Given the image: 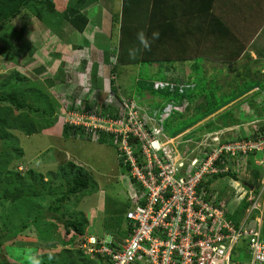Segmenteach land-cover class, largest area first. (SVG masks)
<instances>
[{
  "label": "trees",
  "instance_id": "obj_1",
  "mask_svg": "<svg viewBox=\"0 0 264 264\" xmlns=\"http://www.w3.org/2000/svg\"><path fill=\"white\" fill-rule=\"evenodd\" d=\"M97 1L0 0V41L3 42V45H0V56L7 54L8 45L12 41L9 37L13 32L17 31L15 35L17 40H23L26 27L21 22L27 12L34 14L54 33H59L64 25H69L77 32L83 33L90 23L88 9L97 4ZM122 1V12L120 16L114 14L113 24L120 25V42L116 47L117 51L112 50L111 53L108 52V55L105 54L106 69L104 67V76H101L103 80H109L111 84L113 103L103 104L102 111L93 110L88 98L83 100L82 105L73 99L75 96H70L72 102L66 104L70 112L85 115L97 114L106 118L100 123L108 126L111 124L112 128H86L81 124L67 122L64 124L63 134L66 137L80 135L90 140H97L102 144L113 145L119 158L118 162L125 170L124 179L128 178L134 188L142 192L144 186L133 175L132 160L129 158L126 146L132 150L133 156L137 158L138 164L145 171L144 166L147 161L143 154L144 142L134 131L123 130L124 126L129 123V112L137 110V106L132 108L133 101L136 103V100H139L135 95L144 97L151 94L158 98L151 102L150 109L143 120L147 121L148 132L153 134L156 128L163 127L162 132L170 137L185 132L243 96L257 82L254 79L244 80L247 77L245 74L243 78L245 82L226 91L224 85L217 82V74L211 80L200 73L193 79V72L183 76L177 73L175 63L188 59H186L187 54H180L187 51V45L183 44L186 36L188 38L186 44L193 41V43L197 42L198 47H202V45L214 42L213 48L209 50L212 56L223 61L236 60L246 48L242 40L244 33L247 34L245 37L248 38L250 35L249 38H251L264 30V0ZM61 2H65V6L59 8L58 4ZM140 31H144L149 38L150 50L143 49L139 44L137 33ZM153 32H159V39L152 41ZM131 48L140 49L135 59L129 56ZM33 52L34 48H30V53ZM204 58L205 56H198L194 65L198 66L200 59ZM128 63L156 68L155 71L151 70L152 79L151 77L148 79L137 77L138 89L135 95L126 92L125 85L120 84L119 87L116 85L117 78L121 75L120 65ZM95 69L97 70L96 66ZM93 76L95 78L94 87L101 86L102 80L95 70ZM30 79L24 72L15 68L0 80V139H9L11 142L10 147L5 146V149H0V202L2 205L6 201L12 203L10 217L5 220L7 226L8 223L11 224L10 231L4 233L0 227V252L2 246L13 237L27 236L38 242L36 258L40 264H81L86 261L95 264V258L100 259L101 264H111L110 255L95 250L100 249L104 241L107 242L106 244H111L108 242L112 241V246L114 245L112 248H114L115 244L127 235V231L133 224L127 217V213L135 207L131 195L124 207L125 213L117 217L116 221L113 217L121 213V208L120 213H115L119 211L113 209L114 216L110 217L111 223H107L104 228V233L106 231L111 233L108 234L109 239L107 235L100 238L97 233H93L95 237L97 236L96 238L94 237L91 242L88 239L83 241L81 238L90 234L89 220L83 212H69L68 214L65 205L71 196H76L79 200L96 191L97 183L93 181L91 172L72 160L61 164L57 171L50 170L47 175L31 167L22 171L17 165L11 164L13 158L20 159L24 156V149L19 146L13 130L32 135L53 127L58 121L62 107V103L49 93L45 86L36 85ZM261 85L264 90V83ZM123 92L130 96H123ZM197 98L202 99L196 101ZM256 105L253 101L249 102L252 109ZM161 106H166V110L162 115H158V108ZM241 106L238 102L237 108ZM234 108H227L213 118H209L203 125L190 131L185 139L194 137L199 140L201 135L198 132L220 131L226 126L244 124L245 122L240 120ZM172 115L175 117L169 120ZM260 115H262L261 112ZM111 121L116 122L112 124ZM117 121L122 123H117ZM254 131L250 133L242 131L241 135L246 138L258 137V134L264 131V121ZM162 136L164 135H160ZM229 139L230 137H224L222 142H228ZM248 162L253 174L251 184L258 188L261 186L264 169L255 163L253 156ZM216 163L224 165L225 162L216 161ZM211 176L208 175V179L204 180L198 188L205 187L209 190L212 181L218 178L231 177L239 180L238 173L232 170ZM58 178L65 179L67 186L61 193L55 183ZM47 196L49 200L46 207L44 201L48 199ZM251 202H248L246 198L243 199L234 213H229L228 217L238 222ZM257 213L258 211L255 210L252 218ZM261 232V240L264 241V221ZM42 243L52 248L47 250L46 245ZM88 246L95 250L91 252ZM242 249L243 246H239L237 252ZM249 257L245 255V258Z\"/></svg>",
  "mask_w": 264,
  "mask_h": 264
},
{
  "label": "rangeland",
  "instance_id": "obj_2",
  "mask_svg": "<svg viewBox=\"0 0 264 264\" xmlns=\"http://www.w3.org/2000/svg\"><path fill=\"white\" fill-rule=\"evenodd\" d=\"M58 6L59 8L64 7L65 2H61ZM122 6V0H98L97 4L88 9L90 23L83 33L77 32L69 25H64L59 33H54L41 23L34 14L27 12V14H24L21 22L26 27L23 33V40H17L15 37L17 31L13 32L9 37V40L12 41L8 45L7 54L0 56V80L1 77L17 68L31 78L30 80L34 84L45 86L47 91L62 103L58 121L53 127L32 135L13 130V135L17 138L19 146L24 149V156L20 159L13 158L11 164L13 166L17 165L22 171H26L31 167L47 175L50 170L57 171L61 164L67 160H72L91 172L93 181L97 183L96 191L93 194L85 195L79 200H77L76 196H71L65 205L68 214L69 212H83L88 218L90 234L82 237L83 241L89 238L93 240L95 233L100 238L107 235L106 237L109 239L110 236L108 234L111 233L107 231V233H104V228L107 223H111L110 217L114 216L113 209L119 211L121 208V213L120 211L115 212L120 214L113 217L114 221H116L117 217L123 216L125 213L124 207L130 200V191L132 193L134 190V186L130 183L129 179H124L125 170L118 162L119 158L113 145L102 144L97 140H90L88 137L80 135L66 137L63 134L64 124L67 122L77 125L81 124L86 126V128H112L111 124L108 126L100 123V121L106 118L97 114L85 115L83 113L70 112L67 110L66 104L72 102L71 97L74 96L73 99L82 105L83 100L88 98L92 103L93 110L102 111L104 109L103 104L111 105L113 103L111 84L109 80H103L101 76H104V70L106 69L105 54L108 55V52L111 53L112 50L117 51L118 49L116 47L119 45L121 38L120 25L117 23L113 24L114 14L116 13L120 16ZM244 35L247 34L245 33ZM213 43H208L205 46H209L208 48H210L211 45V48H213ZM0 45H3L2 41H0ZM30 48H34L33 53H30ZM209 58L204 61L207 74H209L207 75L208 79H213L212 77L214 76L212 74L216 73L217 82L223 84L226 91H229L227 84H229V81L238 78L237 76L241 72L239 66L244 62V58L231 62L223 61L212 55ZM199 63H202V59ZM120 67L121 75L117 78L116 85L118 87L120 84L125 85L126 92H129V94L133 93L134 95L138 89L137 77L139 76L143 79L151 77L152 79L151 70L155 71L156 69L149 65L131 63L120 65ZM183 68L184 71L176 72L182 74V76L187 74V67L182 66L181 69ZM94 70L102 80L100 82L101 86L96 88L93 85V80L95 79L93 76ZM199 73L203 74L202 71H195V73L193 71L194 76H197ZM237 80L241 81L243 79L239 78ZM126 92L122 93L123 96L128 94ZM135 97L139 99L136 100L137 98H134L137 101L136 103L133 101L134 107L137 106V112H129V114H132L130 116H137L139 123H144L143 119L146 118V112L149 111L151 102L158 98L151 94L144 97L135 95ZM201 99L197 98L196 101H200ZM239 101L237 100L226 105L212 116L207 117V119L200 121L185 132L175 136L174 139L169 140L164 136L160 137L159 134L157 137L163 143H159L155 147L164 149L174 163L182 161L183 155L188 150L192 151L193 155L198 154L203 147L211 144V133L200 130L201 132H198L201 135L199 140L194 137L185 139L188 133L203 125L209 118H213L218 113L231 107H235L233 110L236 113L240 108L237 114L240 120L245 122L231 136L238 134L239 130L245 131V133L252 132L255 127L261 126L264 120L249 119L245 115L244 109L248 111V108H244L245 105L244 109H242V106L238 109L236 108ZM261 105L257 104L255 112H261V118H264V106L261 107ZM175 108L178 109L179 107ZM165 110L166 106L158 108V115H162ZM173 117L175 115H172L169 120ZM115 122L111 121L112 124ZM117 123L121 124L122 122L117 121ZM160 128H156L155 133H160ZM216 137L222 140V136L218 135ZM5 146H11L9 139H0V149H5ZM187 160L183 159V161ZM247 161V159L239 158L234 160L230 158L228 166L232 171L238 172L239 180L236 181L231 177L218 178L212 181L209 186V189L214 193L221 194L222 198H224V203L227 205V209L234 210L237 203L242 200L240 198L242 195L248 194L250 197L255 194L252 188L248 190V187L252 185L250 183H252L253 174L251 169H249ZM55 183L60 189L58 190L59 193L67 188L65 179L63 178H58ZM245 187L246 190L244 189ZM234 191L238 193V196H236ZM229 197L230 199H228ZM47 198L44 201L46 207L49 197L47 196ZM261 202L263 203L264 200H261ZM11 206L12 203L10 201H6L3 205L0 202V227L4 233L10 231L9 226L11 224L8 223L7 226L5 220L10 217ZM256 220L259 221V219ZM261 222L260 219L259 223ZM13 239L15 240L14 242L11 241ZM11 240L2 246L0 264H30L27 257L29 255L36 257L38 242L27 236L13 237ZM42 244L46 245V243ZM49 246L48 244L45 246L47 250L52 248V246ZM243 256L245 257L244 254ZM94 260L95 264H101L100 259L95 258ZM81 264L94 263L86 261Z\"/></svg>",
  "mask_w": 264,
  "mask_h": 264
},
{
  "label": "built area",
  "instance_id": "obj_3",
  "mask_svg": "<svg viewBox=\"0 0 264 264\" xmlns=\"http://www.w3.org/2000/svg\"><path fill=\"white\" fill-rule=\"evenodd\" d=\"M146 123H139L137 116H130L123 128L140 136L147 161L143 171L126 146L133 175L144 186L142 192L135 187L131 193L135 207L128 211L127 217L133 224L114 248L112 241L108 242L111 244L104 241L100 249L88 246L89 250L107 253L111 264H264V241L259 223L264 215V202H261L264 177L260 190L248 196L252 202L238 222L228 217L233 211L226 208L220 193L198 188L208 175L231 170L230 158L244 159L254 154L256 164L264 169V131L255 139H229L228 142L215 136L214 142L198 154L193 155L188 150L183 155L187 161L174 163L164 149L155 145L163 143L157 137L159 134L169 140L175 137H167L162 132L163 127L160 133L147 132ZM245 196L240 198L243 200ZM255 210L258 213L252 218ZM239 246L243 249L237 252ZM243 254L250 257L245 258Z\"/></svg>",
  "mask_w": 264,
  "mask_h": 264
},
{
  "label": "crops",
  "instance_id": "obj_4",
  "mask_svg": "<svg viewBox=\"0 0 264 264\" xmlns=\"http://www.w3.org/2000/svg\"><path fill=\"white\" fill-rule=\"evenodd\" d=\"M245 34V33H244ZM187 37V36H186ZM185 37V43L183 41L184 45H187V51L180 53V54H187V57L185 61H180L175 63V65L177 66V70L180 71H184V68L181 69L182 66L187 67V74H189L190 72L193 71H202L203 74L202 75H209L207 74L205 65H204V61L205 59H210L209 56H211L212 53L209 52L210 49L212 48H208L209 46H203L202 47H198L197 46V42L193 41L189 44L188 43V38ZM250 37V35H249ZM247 38L244 35V38L242 40H244V45H246L245 50L243 52H241V55L238 56V58L236 60H238L239 58H244V62L242 63V65L239 66L241 72L239 74V76H237L238 78L234 79L233 81H229V84H227V86L229 87V90L232 88H235L237 86V84H242L244 81H239L237 79L244 78V74L247 76L244 80H250V79H254L257 82L252 86L253 88H251L247 93H245L243 96L239 97L238 99L232 101L235 102L237 100H240L239 103L242 105V109L244 108H248V111L246 109L245 110V115L249 117V119H263L261 118L260 112L257 113L255 112V107L257 108V105L251 109V107L249 106V102L256 103V104H262V106H264V90L261 88V84L264 83V30L260 31L259 33H257L256 35H254L251 38ZM184 38H182L183 40ZM208 44V43H207ZM204 57L205 58L202 60V63H199V65H194L195 59L197 57ZM207 56V57H206ZM201 60V59H200ZM231 61H235V60H228L227 62H231ZM230 68V67H228ZM213 76L216 75V73L212 74ZM241 75V76H240ZM249 75V76H248ZM214 78V77H212ZM195 79V76L194 78ZM253 81V80H252ZM231 102V103H232ZM245 105V107H244ZM244 107V108H243ZM237 108V107H236ZM238 109V108H237ZM241 109V110H242ZM240 110V109H239ZM238 110V112H239ZM237 112V113H238ZM260 115V116H258ZM239 116V115H238Z\"/></svg>",
  "mask_w": 264,
  "mask_h": 264
},
{
  "label": "clouds",
  "instance_id": "obj_5",
  "mask_svg": "<svg viewBox=\"0 0 264 264\" xmlns=\"http://www.w3.org/2000/svg\"><path fill=\"white\" fill-rule=\"evenodd\" d=\"M159 36H160V34H159V32H153L152 33V37H151V39H152V41H154V40H157V39H159ZM137 39H138V41H139V44L142 46V48L143 49H145V50H150V48H151V42H150V40H149V38L146 36V34H145V32L144 31H140V32H138L137 33ZM139 50L140 49H138V48H131V49H129V56H130V58H132V59H135L136 58V55H137V53L139 52ZM255 120V119H254ZM245 124V123H244ZM244 124H236V125H230V126H226V127H224V128H222L220 131H211L210 133H211V136H212V139H211V142H214V137L215 136H218V135H220V136H222V140H223V138L224 137H230V139H243V138H245V139H255V138H246V137H242V135H241V130H239L237 133L238 134H236V135H233V136H231V134L232 133H235V131L239 128V126H242V125H244ZM258 129V126L257 127H255V131ZM254 130H252V132L254 131ZM241 131V132H240ZM254 131V132H255ZM263 132V131H262ZM167 137H169V138H173V137H170V136H168V135H166ZM221 140V141H222ZM224 142V141H223ZM254 157V159H256L255 158V155L254 154H250L249 156H247V157H245L244 159H247V160H249L251 157ZM247 163H249L248 161H247ZM256 163V162H255ZM258 165V164H257ZM261 166V165H260ZM250 169V168H249ZM238 173V172H237ZM215 174V173H214ZM239 175V174H238ZM212 176H213V174H212ZM211 176V177H212ZM264 177V176H263ZM234 179V178H233ZM263 179V178H262ZM234 180H236V181H238L237 179H234ZM262 181V180H261ZM251 184V183H250ZM250 186H252V187H250ZM249 187H248V190H249V188H252L253 189V191H255V193H257L259 190H260V188H261V186H262V182H261V186L260 187H258V188H256L255 186H253V185H250ZM245 190H246V187L244 188ZM234 193H235V191H234ZM130 194H131V191H130ZM231 196H232V194H231ZM248 194H246V196H245V198L247 199V201L248 202H250L249 200H248ZM244 198V199H245ZM242 202V200L241 201H239L238 203H237V206L235 207V209L234 210H231V211H233V213H234V211L238 208V206H239V204ZM250 204V203H249ZM248 207V206H247ZM247 209V208H246ZM245 212H246V210H245ZM263 221H264V215H263V217H262V222H261V227L263 226ZM28 259H29V261H30V264H40V261L34 256V255H29L28 257H27Z\"/></svg>",
  "mask_w": 264,
  "mask_h": 264
},
{
  "label": "bare ground",
  "instance_id": "obj_6",
  "mask_svg": "<svg viewBox=\"0 0 264 264\" xmlns=\"http://www.w3.org/2000/svg\"><path fill=\"white\" fill-rule=\"evenodd\" d=\"M156 145H158V143H156Z\"/></svg>",
  "mask_w": 264,
  "mask_h": 264
}]
</instances>
